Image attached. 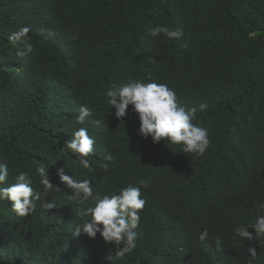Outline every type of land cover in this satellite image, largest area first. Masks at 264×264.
I'll return each instance as SVG.
<instances>
[{
  "label": "trees",
  "instance_id": "trees-1",
  "mask_svg": "<svg viewBox=\"0 0 264 264\" xmlns=\"http://www.w3.org/2000/svg\"><path fill=\"white\" fill-rule=\"evenodd\" d=\"M161 25L182 29L184 37L151 36ZM23 27L31 29L34 50L22 59L24 45L10 35ZM130 80L166 84L181 106L197 109L194 123L211 140L202 157L173 144L169 152L153 150L145 140L117 147L122 136L141 135L134 107L117 120L108 96ZM82 107L92 115L79 124ZM82 127L98 140L92 172L62 150ZM42 162L60 189L47 197L57 205L51 212L40 206ZM4 164L9 176L0 187L27 172L42 199L25 218L0 199V264H249L251 246L258 252L251 264H264V241L236 235L246 226L255 236L251 225L264 216V0H0ZM61 169L91 181L99 196L141 187L147 204L136 249L115 258V245L100 233L92 239L81 229L74 237L91 219L82 212L96 201L69 200Z\"/></svg>",
  "mask_w": 264,
  "mask_h": 264
},
{
  "label": "clouds",
  "instance_id": "clouds-1",
  "mask_svg": "<svg viewBox=\"0 0 264 264\" xmlns=\"http://www.w3.org/2000/svg\"><path fill=\"white\" fill-rule=\"evenodd\" d=\"M31 29L23 27L10 35V41L19 46L24 45V49L19 50L17 55L20 58H26L34 49L29 36ZM164 34L171 40H178L184 37L182 29H170L167 26H158L150 30V35L158 37ZM187 43L183 47L187 48ZM111 98V106L116 109L113 115L117 120L124 121L127 116L129 106H133L138 114L141 129L134 125L136 132L140 131L139 138L132 137L128 134L122 136L117 147L122 149L127 145L128 140L146 141L148 146L153 150L160 148L170 151V144L179 145L183 154H191L202 157L210 147V134L207 129L194 123L196 118V108L189 110L178 103V97L174 90L166 84L145 83L139 80H130L129 82L116 86L108 92ZM207 108V104L201 105V110ZM92 115L87 107L81 108V114L77 118L79 124H84ZM99 121H96L97 126ZM125 125V123H124ZM124 127V126H123ZM74 139L66 142L62 150H70L72 154L78 157L79 163L88 171L92 172L91 157L98 155V140L92 138L86 128H80L73 134ZM144 137V138H143ZM151 137L153 145L147 139ZM111 159V157H108ZM40 181L44 186L41 208L51 212L57 209L55 202H48L49 193L55 189L60 191L51 182L49 168L45 163H41L37 168ZM9 169L6 164L0 165V185L7 183ZM61 181L71 189L72 194L68 199L73 202L84 203L90 198H95V206L90 207L82 215L91 217L82 226L75 229L74 237H79L81 229L90 238L95 239L97 233L103 238L105 244L116 247L115 258H123L126 254L131 253L137 247L138 235L135 231L141 220V213L147 204L142 198L141 187L128 185L118 195H95V189L91 181H78L75 178L64 174L61 169L59 173ZM32 183L27 172L21 173L16 183L9 187H0V199L4 201L11 200L14 204L12 209L19 217L25 218L33 215L37 210V201H41V194L36 193L30 186ZM139 185L147 188L148 181L139 180ZM256 235L249 231V227L241 226L236 229V235L248 242L264 241V216L259 217L257 222L251 225ZM209 237V232L205 229L199 236L203 243ZM235 238V237H234ZM217 245L221 241L216 239ZM123 245V247H121ZM250 253L249 264L252 260L257 259L258 252L254 246L249 247Z\"/></svg>",
  "mask_w": 264,
  "mask_h": 264
}]
</instances>
